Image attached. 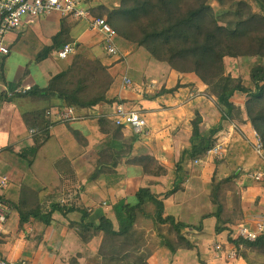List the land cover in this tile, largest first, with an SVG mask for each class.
<instances>
[{"label":"crops","instance_id":"0c3cea01","mask_svg":"<svg viewBox=\"0 0 264 264\" xmlns=\"http://www.w3.org/2000/svg\"><path fill=\"white\" fill-rule=\"evenodd\" d=\"M112 2L113 0H94L93 3L95 9H100L103 6H110ZM120 2L121 0L115 1L113 6L118 7ZM61 33L65 35L57 38ZM4 39L11 53L0 64V178L6 179L8 183V187L3 191V198L18 205L21 190L27 187L34 192H45L46 196L51 195L61 200L67 210L74 208L78 211L68 215V218L56 213L54 224L49 228L41 223H36L34 227L29 228L33 238L41 239L42 234L46 232L50 238L49 242L43 238L25 243L19 238V212L16 208L10 210L8 206L3 205L8 210V220L0 233V264L2 262L5 264H66V262L70 264L69 262H73L71 256L75 252L74 257L83 264L88 251L87 246L95 242L86 245L79 241L76 227V222L79 221L77 219L79 204L91 212L88 223L98 224L99 218L104 215L114 218L115 204L120 201H131L136 182L140 187L155 182L156 184L151 187L152 191L165 193L171 190H163L160 183L169 188V182L174 181L169 179L172 177L171 171L166 177L151 178L144 175L140 166L127 164L119 165L120 176L107 171L98 180L90 181L91 175L100 164L99 151L110 149L113 142L117 140L132 146V158L152 155L161 162L168 161L165 160L167 144H169L165 138L166 131L176 129L181 123H185L189 128L188 131L192 132L193 117L199 113L205 122L213 115L212 101L214 100L207 99L209 97L194 98V95L199 97L202 93L209 94L210 91L195 75L178 74L169 65L151 59L145 50H135L132 44L126 45L125 61H121L108 54L102 35L92 31L87 22L59 13L40 17L37 33L25 23L17 31L8 33ZM119 40L125 44L128 43L120 37ZM69 44L76 45L78 48L81 46L89 48L92 54L108 68V73L115 81L107 99L118 100L113 106L107 104L99 106L90 113L92 116L90 119L76 122H70L64 117V113L71 107L64 106L62 101L53 99L48 104L43 98L44 91L49 88L51 80L63 73L78 54L66 62L58 58L59 50ZM141 53L142 56H140ZM128 58H131L129 62H127ZM124 62L127 66L121 70ZM156 66L162 70L163 76L154 82L152 68ZM130 71L138 75L140 83L136 89L133 88V82L136 81L127 75ZM231 71L229 73H234L233 70ZM122 77L131 79L132 85L124 89ZM118 79L122 83H119ZM178 84L196 87L182 89L175 93V96L163 95L154 99L163 86L171 88ZM152 85L155 88H152ZM118 87L120 90L115 93ZM150 87L155 89L153 93L151 89H148ZM127 90L134 92L126 93ZM164 97H169L170 104L162 102ZM119 102L131 108L130 111L138 112L145 117L148 123L145 136L139 139L128 128L120 131L119 134L122 133V135L112 136L113 115L115 106ZM44 107H50L45 111V118L50 120V125L46 129L32 127L29 121L38 113H43ZM80 115L85 117L83 111ZM102 117L108 118L111 122V128H106L105 131L99 123V118ZM220 121L219 118L211 127L210 133L219 128ZM202 124L201 135L209 137V133L205 136L206 132H203ZM162 125L164 127H161ZM36 128L41 132L32 134V130ZM224 129L216 135V138L223 133ZM74 132L79 135V139L75 138ZM225 141L226 145L229 141L228 134ZM145 149L150 152H145ZM33 150L37 151L34 158ZM182 153L178 155L179 160ZM175 163L178 164V161L175 160ZM188 163L190 161L184 163L183 171H187ZM192 164L195 165L196 162ZM261 171H264V168L257 169L255 166L248 171L247 175ZM67 176L75 177L76 182L64 180ZM247 178L248 176H245L240 184L252 182L246 181ZM261 185L264 186V184ZM77 192L80 193V197L76 196ZM164 203L166 210L171 211V213L167 212L168 214L181 218L179 212L181 203L177 197H169ZM244 218L248 225L245 227L254 228L256 224L264 223V196L261 197L257 208L244 210ZM10 221H14L12 226H9ZM215 224V219H206L203 231L190 236L195 249L184 247L174 255L170 250L160 248L150 258L149 264H248L243 257L236 255L230 249L227 232L215 235ZM239 232L236 235L237 238ZM54 245L60 246V250H55ZM219 250H225L226 254ZM232 253L234 255L228 256Z\"/></svg>","mask_w":264,"mask_h":264},{"label":"trees","instance_id":"16d2710c","mask_svg":"<svg viewBox=\"0 0 264 264\" xmlns=\"http://www.w3.org/2000/svg\"><path fill=\"white\" fill-rule=\"evenodd\" d=\"M212 2L218 5V10L212 6ZM94 12L96 16L106 18L117 37L134 45L135 50H145L151 59L169 65L178 74L195 75L210 89V96L215 98L222 124L209 137H204L201 135L203 119L196 113L189 146L177 164V175L183 172L185 162L206 160L211 147L223 141L216 135L224 128L223 123L229 120L254 126L264 148V0H121L118 7L103 6ZM64 35L61 33L57 38ZM78 50L69 67L51 80L43 98L48 104L52 99L60 100L64 106L89 114L101 105L113 106L118 100L107 99L115 81L108 68L89 48L81 46ZM227 58L259 60L250 71V86L241 77L226 73L224 62ZM188 87L196 86H163L154 99L163 95L175 96V93ZM235 98H244V104L237 105ZM48 108L44 107L43 113H38L29 121L32 127L46 129L50 125V120L45 118ZM99 123L103 131L111 128L108 118H99ZM122 129L124 127L114 125L111 128L112 136L122 135L119 134ZM74 136L79 139L75 132ZM128 144L115 140L110 149L100 150V164L90 181L98 180L107 171L120 176V164L140 166L144 175L151 178L168 175L167 165L152 155L132 158V146ZM256 157V168H264V161ZM215 174L209 194L211 208L196 223H186L183 218L181 220L167 213L164 202L179 191V186L169 192L155 193L151 189L155 182L145 187H134L131 201L115 204L114 218L104 215L99 218L98 224L88 223L91 212L79 204V221L76 222L79 241L90 245L100 240L98 246L94 247L95 253L90 254L89 260L84 257V262L149 264L150 258L160 248H166L174 255L184 247L195 249L190 236L202 232L204 221L213 218L216 220L215 235L227 232V242L236 255L243 257L248 264H264V234L255 242L236 237L248 225L244 210L229 206L232 191L227 189L238 186L243 174L239 171L218 181ZM245 176H248L247 173ZM64 180L76 182V178L70 176ZM247 180L258 183L250 178ZM76 196L80 197V193L77 192ZM0 205L8 206L10 210L16 208L19 212V238L25 243L43 239L33 238L30 233L29 228L36 223L49 228L54 224L56 213L68 218V215L78 211L74 208L67 210L61 200L27 187L22 188L18 205L4 200L3 193H0ZM69 263L81 264L77 258Z\"/></svg>","mask_w":264,"mask_h":264},{"label":"rangeland","instance_id":"374dc122","mask_svg":"<svg viewBox=\"0 0 264 264\" xmlns=\"http://www.w3.org/2000/svg\"><path fill=\"white\" fill-rule=\"evenodd\" d=\"M118 0H113V2L110 4V6L114 5V2ZM119 4V3H118ZM212 6L215 8V10H218V5L214 2L211 3ZM116 44L118 48H120L123 52V54L126 56V45L131 46V44H125L119 40V37L115 38ZM125 42V41H124ZM142 56V53L140 54ZM131 58L127 59V62H129ZM5 58L0 59V64L4 62ZM121 61H125L124 59H119ZM66 62V61H63ZM259 62L258 59L256 58H241L239 59H232V58H227L225 59L224 62V67L226 73L232 72L233 70L234 73H230L232 75H235L236 77H241L244 80V83L247 86L251 85L250 81V71L251 69ZM137 63V62H136ZM145 63V62H144ZM141 65V63H140ZM127 66V63L124 62L121 65V70L125 69ZM152 73H153V81L159 80L158 78H162L163 72L159 67H153L152 68ZM128 76L132 77L134 79V89H136L137 85L140 83L138 82V75L130 71L127 74ZM123 79V77H122ZM119 83H122L118 79ZM124 89L126 88L123 84ZM152 88L154 85L151 86ZM148 88L149 90L151 89ZM155 88V87H154ZM120 90V87L118 89H115V93H118ZM155 89H151V93H153ZM126 93H131L134 91L127 90L125 91ZM202 93V96L195 97L194 98H207L209 100L213 99L215 101V98L210 96V91L209 94ZM164 97L162 99L163 103L170 104L169 97ZM212 101L213 104V115L208 117V119L203 122V132H206L205 136H208L211 134L209 131H211V127H213L217 120L220 118L221 119V114L217 109L216 106V101ZM234 102L237 105L242 106L245 102L244 98H235ZM129 108V107H128ZM126 107V110L130 111L131 108L128 109ZM85 114L86 119H90L92 116L89 114V112L83 111ZM207 117V115H206ZM195 117H193L194 119ZM187 122V120H185ZM240 129H242V132L237 131L233 127V123L231 122H224L223 127L224 129L223 133H221L220 137L223 139L222 142H226L225 139H227V134L229 141L225 145V159L221 163L217 162H209L208 164H192L188 163L186 166L187 171H183L180 174L176 175L177 171V164L175 163L176 161H180L178 158V155L183 152L188 146H189V138L191 136V132L188 131V126L185 123H181L179 127L176 129H170L166 131V140L169 142L167 144V158H165V162H162L163 164L167 165L169 173L170 171L172 172V177L169 178L173 182H169V188L165 186V184H161L160 186L163 190L168 191V190H173L176 186H179V191L172 195L171 197L175 198L177 197L179 203H181L179 207V212H180V217L185 220L186 223H196L198 222L199 218L204 215L207 211L210 210L211 205H210V199H209V194L211 191V182L212 178L215 174V179L221 180L223 178H226L228 176H233L237 172H241L243 174L242 178H244V175L248 173V171L252 170L255 168V166L258 164V158L254 155V151L250 148L248 145V142L245 140L244 135L246 136L247 140L256 143V138L253 135V128L255 129L254 126L252 125H244V124H239L238 122H235ZM221 121L219 122L218 127L220 126ZM190 125V123H188ZM161 127H164L162 125ZM202 128V126H201ZM156 129V128H155ZM191 130V127H190ZM209 133V134H208ZM244 133V134H243ZM132 134L137 136L139 139L142 138L141 135H137L132 131ZM208 134V135H207ZM145 152H150V150H144ZM37 151L33 150V158L36 156ZM146 156V155H144ZM180 156V155H179ZM181 159V158H180ZM167 175V176H168ZM250 175V174H249ZM248 175V176H249ZM166 177V176H164ZM248 181L247 179H245ZM138 182L134 184V187L137 186ZM261 184L264 183H252V182H246L245 184L241 185L238 183V186L228 188V191H232L229 196V206L230 207H240L242 210L252 208L255 209L259 206L260 204V199L261 197L264 196V186ZM175 204V200H174ZM7 212V209H5ZM171 213V211H167ZM12 219V218H11ZM14 221L9 222V226H12ZM42 238H46L47 242L50 241V238L46 234V232L42 235ZM99 239L95 241V244L91 246H87V253H86V260H89L88 258L90 257V254H94L96 251V248L99 244ZM43 246L44 248L46 247L45 245H40ZM54 249L60 250V246H55ZM76 252L72 257L73 260H75ZM59 263V262H58ZM66 264H68L66 262ZM84 264H86L84 262Z\"/></svg>","mask_w":264,"mask_h":264},{"label":"built area","instance_id":"2783aa9c","mask_svg":"<svg viewBox=\"0 0 264 264\" xmlns=\"http://www.w3.org/2000/svg\"><path fill=\"white\" fill-rule=\"evenodd\" d=\"M94 0H0V59L10 55V47L7 45L4 37L10 33L20 29L25 23L29 25L34 32L39 31V19L42 16L59 13L66 17H71L78 21H85L89 24L92 31L102 35L105 40L106 50L109 55L124 59V54L118 48L115 38L116 32L109 24L106 18H101L95 15ZM78 53V47L69 44L61 48L58 52V58L63 61L69 60L71 57ZM123 84L126 88L132 85V80L129 78L123 79ZM75 109H69L64 113V117L70 122L86 120L85 117L80 115ZM233 123L234 129L242 132L235 122ZM113 123L118 127L128 128L137 135L145 136L148 128V123L145 117L140 113L126 110L123 102H119L115 106V113L113 115ZM253 135L256 138V143L247 140L250 148L254 154L264 161V148L263 142L259 134L253 128ZM41 130L36 128L32 130V134H38ZM244 134V133H243ZM225 157V143L217 142L207 153L205 161H197L196 164H208L209 162H222ZM258 183H264V171L252 172L249 177ZM8 187L7 180L0 178V192L6 190ZM0 205V233L4 229V225L8 220V210ZM264 233V223L256 224L254 228L244 227L239 232V237L242 239L253 242L256 241L260 235ZM221 253L226 254L225 250H219ZM229 255H234L228 254ZM1 264H5L2 262Z\"/></svg>","mask_w":264,"mask_h":264}]
</instances>
